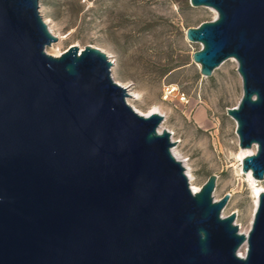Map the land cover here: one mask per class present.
<instances>
[{
  "label": "water",
  "instance_id": "1",
  "mask_svg": "<svg viewBox=\"0 0 264 264\" xmlns=\"http://www.w3.org/2000/svg\"><path fill=\"white\" fill-rule=\"evenodd\" d=\"M216 17L185 38L210 77L234 59L241 160L264 180V0H189ZM39 0H0V264H264V190L247 234L215 174L193 191L162 115H142L100 50L59 56ZM246 244L244 255L240 248Z\"/></svg>",
  "mask_w": 264,
  "mask_h": 264
},
{
  "label": "rangeland",
  "instance_id": "2",
  "mask_svg": "<svg viewBox=\"0 0 264 264\" xmlns=\"http://www.w3.org/2000/svg\"><path fill=\"white\" fill-rule=\"evenodd\" d=\"M39 12L58 39L46 52L59 56L72 46H90L104 53L114 82L138 97L127 103L142 115H162L189 183L200 188L215 174L214 199L230 194L222 214L234 212L247 234L255 191L241 171L236 122L226 114L242 96L237 63L231 58L204 77L192 61L201 45L185 38L188 28L212 21L215 11L191 7L189 0H39ZM258 184L264 189V180ZM245 251L241 246L240 254Z\"/></svg>",
  "mask_w": 264,
  "mask_h": 264
},
{
  "label": "bare ground",
  "instance_id": "3",
  "mask_svg": "<svg viewBox=\"0 0 264 264\" xmlns=\"http://www.w3.org/2000/svg\"><path fill=\"white\" fill-rule=\"evenodd\" d=\"M50 31V30H49ZM50 33L52 34V35H54L51 31H50ZM118 84V83H117ZM120 85V84H119ZM123 87V86H122ZM124 88H126V87H124ZM126 90H127V88H126ZM128 95H129V98L130 99H132V100H134V99H138V97L136 96V95H134L133 93H130L129 91H128ZM128 104H130V103H128ZM133 109H134V107L133 106H131ZM135 110V109H134ZM136 111V110H135ZM137 112V111H136ZM152 113H158V112H156V111H151L149 114H147V115H150V114H152ZM159 114V113H158ZM147 115H145V116H147ZM163 127L160 125V127H159V131L162 129ZM255 152V146H252V147H249V148H241V147H239V160H240V162H241V160H242V158L243 157H245V156H247V155H250V154H253ZM172 153L174 154V156L177 158V159H179V160H181V158L174 152V149H172ZM181 162L183 163V165L185 164L184 163V161H182L181 160ZM185 167V166H184ZM186 168V167H185ZM242 171V170H241ZM186 172H187V176H188V179H189V182H190V172L186 169ZM242 173H244V172H242ZM247 177H248V181H250V183L253 185V188H254V191H255V198H256V200H255V205L257 206V204H258V194L261 192V191H263L264 189H263V187H261V186H259V184H258V180H256V179H254L253 178V176H252V174H251V170H248L246 173H244ZM190 186H191V188H192V190L193 191H198L200 188H197V187H194V186H192L191 184H190ZM246 246V244L244 243L243 245H242V248H244Z\"/></svg>",
  "mask_w": 264,
  "mask_h": 264
}]
</instances>
